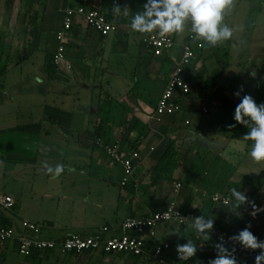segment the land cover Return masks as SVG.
Segmentation results:
<instances>
[{
  "label": "crops",
  "instance_id": "1",
  "mask_svg": "<svg viewBox=\"0 0 264 264\" xmlns=\"http://www.w3.org/2000/svg\"><path fill=\"white\" fill-rule=\"evenodd\" d=\"M146 2L0 0V37L11 40L12 58L13 53L15 58L19 56L15 63L11 61L7 73L30 65L39 72L35 79L40 84V92L36 91L40 93L39 97L34 95L32 99H40L42 103L47 98L46 94L57 97L50 109H43L39 117L20 128H24V134L35 141L37 150L45 148L62 157L46 159L18 151L10 152L9 156L6 155L8 158L0 155V160L24 165L25 174L32 180L31 186L19 194L21 199L8 194L14 198L15 207L9 211L0 209V218L16 225L23 219L41 223L45 226L42 237L58 240L79 231L93 230L97 233L103 226H109V232H114L127 217H144L165 209L175 201L184 212H198L206 222L211 219L213 224L237 236L250 224L249 230L259 241H264V216H249L245 212L247 203L237 210L228 209L235 204L231 197L233 188L243 191L250 201L264 194V182L259 177L262 172L256 169L261 167L255 166L254 162V170L249 171V167L244 170L240 165L224 183L215 181L213 197L221 194L230 196L232 201L229 206L216 203L209 216L204 214L206 204L203 198L207 193L199 185L201 182L196 181L197 172L194 171L198 157L207 162L211 153L222 156L231 149L240 156L241 152L251 150L252 142L245 141L243 137L249 128L242 125L238 137L232 129L221 127L217 120L223 103L227 100L236 104L240 102L233 93L241 85L244 87L241 97L249 94L258 105L264 103V0H233L223 21L233 30L232 38L216 47H210L203 41V48L196 46L197 57L187 67L191 93L178 92L181 111L160 115L156 113L160 97L181 57L182 44L193 33L189 19L185 25L187 31L172 34L176 46L157 55L145 42V35L149 34L135 32L130 27L132 15L143 11ZM80 5L101 10L118 24V31L103 35L82 17H76L73 26L66 29L65 9ZM113 5L119 7L118 15H114ZM126 5L130 8L128 16L123 15ZM242 8L246 9L244 14ZM241 22L243 26L239 25ZM61 46L64 52L56 60ZM116 54L123 58L115 60ZM129 55L134 59L133 68L131 73H122L120 69ZM50 56L53 57V65L48 63ZM220 71L221 78L213 81L215 72ZM227 78L233 82L226 81ZM146 80L161 84L159 99L153 105L146 99L142 100V94L134 90ZM78 87L92 93L90 102L81 99ZM68 99L72 100L73 106L67 105ZM104 100H112V109L109 123L102 125L100 106ZM134 116L147 124L149 131L142 139L133 132L131 141L123 146L125 149H137L141 154L136 160L134 178L123 186L122 166L105 159L96 143L100 140V128L101 136H109L110 142L117 143L125 119ZM219 140L222 142L218 143ZM230 140L236 143H232L233 147H230ZM240 140L245 142L244 146L239 144ZM169 141L175 143L172 152H178L175 165L167 154ZM66 153L71 155L70 159L65 157ZM168 162L174 169L162 168ZM58 164L63 165L64 171L55 176ZM48 167L53 169L52 173L47 171ZM114 174H119L116 182ZM177 183L181 186L177 187ZM193 225L194 222L161 223L157 227V239L169 240L174 252L177 246L183 247L189 241L196 251L202 252L208 247L204 241H211L212 251L220 253L221 248L215 247L217 244L212 235L208 232L200 238ZM15 244L0 242V264H75L81 259V254L63 259L46 252L39 253L38 257L31 254L25 260L17 259L11 255V247ZM154 245L152 240L150 246ZM14 249L15 253L22 255L19 248ZM96 253L99 252L92 254ZM170 257L174 259L173 254ZM143 259L157 264L149 256H143ZM200 260L197 264H210L202 258ZM236 264H255V261L241 260Z\"/></svg>",
  "mask_w": 264,
  "mask_h": 264
},
{
  "label": "built area",
  "instance_id": "2",
  "mask_svg": "<svg viewBox=\"0 0 264 264\" xmlns=\"http://www.w3.org/2000/svg\"><path fill=\"white\" fill-rule=\"evenodd\" d=\"M65 27L69 29L73 26L76 17H82L91 27L97 29L103 35L116 32L119 29L117 23L111 21L106 14L99 9H88L85 6H69L65 9ZM63 34H61L62 36ZM189 36V41L182 44V54L177 62L170 80L168 81L157 105V114H174L181 110L182 105L177 100L178 91L184 94H190L192 87L187 79V67L196 59L197 48H203L201 41ZM145 42L157 55L165 51L172 50L176 46V41L172 35L161 38L157 33L145 35ZM64 47H60L56 60L62 57ZM208 112L207 108H203ZM98 144L101 145L106 154L114 161L124 167V177L122 185L125 186L134 178V162L141 157L139 151L134 149L120 148L117 143H106L100 139ZM181 184L177 183V187ZM213 201L224 206L231 204L230 196L216 194ZM15 200L11 195H0V209L4 211L12 210ZM257 208L261 209L254 218L264 216V199L261 202H255ZM253 211L251 204H247L245 212L249 215ZM252 216V215H249ZM201 215L195 211L184 212L175 201L157 212H151L144 217H127L123 220L114 232H109V226H103L101 230L92 235H81L72 233L63 239H48L42 237L44 225L28 219L21 220L19 225L14 223L4 224L0 218V241L14 242L19 248V252L24 255H31L36 251L51 250L60 254L82 253L84 251L106 252L107 254L133 253L138 256H149L157 264H185L193 257L187 260H181L177 250L173 251V245L169 240L157 239V227L161 223L178 221L180 224L195 223ZM253 217V216H252ZM204 222H206L203 217ZM210 233L214 242L231 254L229 258L235 259L236 262L241 260L255 261L259 254L258 249H245L238 241L232 239L237 236L226 232L220 225L213 224L211 230L198 236L202 238ZM155 241L153 247L150 242ZM174 255V259L170 256ZM225 253H217L214 260ZM195 255V254H194Z\"/></svg>",
  "mask_w": 264,
  "mask_h": 264
},
{
  "label": "rangeland",
  "instance_id": "3",
  "mask_svg": "<svg viewBox=\"0 0 264 264\" xmlns=\"http://www.w3.org/2000/svg\"><path fill=\"white\" fill-rule=\"evenodd\" d=\"M245 11L246 9L242 8V14H244ZM242 19L243 16L241 17V20ZM239 25L243 26V23L241 22ZM187 29L188 27H185V31H187ZM133 49L131 48L132 51ZM20 54H23V51ZM15 57L16 56L13 53V58L11 60L14 63L16 61L15 59H18L19 56H17V58ZM120 57H121L120 55L116 54L114 56V59L118 60ZM133 58H135V56H133ZM125 59L126 62L123 63L122 69L120 70L122 73L129 71H130L129 73H131V70L134 65L133 64L134 59H132L131 55H129ZM27 64H29L28 61ZM29 66L30 65H27L23 68H16L15 70H11L9 73H7L5 77L3 76L0 77V155L4 156L5 158H8L6 155L9 156L10 152L18 151L24 154L27 153L34 156H38L39 158H46V159L60 158L61 155L52 152V150H46L45 148L37 150L38 148L34 144L35 141H32L33 139H31V137H28L26 136V134H24L25 133L24 128H20L26 123L32 122L34 118L39 117L43 109L46 108L50 109L51 106L54 104V101L57 100L56 99L57 97L54 94H50V95L46 94L45 97L47 98L44 99L45 101L42 103H40L41 101L40 99H37V101L32 99L31 96L35 95L39 97L40 95V93L39 94L37 93L40 92V88H38L40 84H38V82L35 79V76L39 74V72H37L36 69L33 70L34 68ZM77 89L78 92L80 91L79 95L83 101L85 102L91 101L90 99L92 95L91 92L90 94L80 87H78ZM121 89L123 90L126 88H121ZM134 90H137L142 94L140 96L142 100L145 101L146 99L149 101L148 103H150V105H153L159 99V95L161 92V84L157 81L146 80L142 82L141 85L136 86ZM74 94L75 95L77 94V90L76 92L74 91ZM31 101L33 103H31ZM67 105L69 107L74 105L71 99H68ZM77 105L78 102L76 103V106ZM78 121L80 123L81 120ZM83 125L85 126V124ZM238 128L239 127H237V129ZM220 142L222 141L219 140L218 143ZM233 142L234 141L232 140L229 141V143H231L230 147H233V145L236 144L235 142L234 143ZM71 143L72 145H74L73 141ZM239 144H242V146H244L245 142H242V140H240ZM97 147L101 149L100 151L102 152L105 159H107L109 162L112 163L114 162L113 164L118 163L114 161L112 158H110L105 153L102 147L100 146ZM68 152H70V150H68ZM249 153L250 151L241 152V155L239 156L238 153L232 152V150L230 149L228 152H225V155L222 156H220L219 153H217L216 155L215 153H211L212 156L209 157L210 159L207 162H204L203 159L200 157L196 159L197 165L194 171L196 170L197 175L195 178H198L196 179V181L198 180L201 182L199 185H201L202 188L207 193V195L203 198L204 203L206 204V209L204 211L205 215L209 216L210 212L212 211V207L216 204L213 201V193L216 187L215 181H217V183L220 184L224 183L231 177V175L234 174L235 170L238 169V166L240 165H241V169L244 168V170L245 169L247 170V167H249V171L254 170L252 165L256 161H253L251 159ZM200 154H203V152L201 151ZM65 155H66L65 157L67 158L69 157L68 159H70L71 155L69 156L67 155V153ZM255 166L261 167L256 169L257 171L260 170L262 172L260 173L259 177L264 182V162H256ZM25 169H26L25 166L22 164L9 162L7 161V159L0 160V194L3 195L13 194L21 199L19 194H22V192L25 189H28L31 186V181H32L29 178V175L25 174L27 173ZM122 169H123V177H124L125 171L123 166ZM118 177L119 174H114V178L116 179L114 180L115 182L118 181ZM189 180L190 179H188V182ZM263 198H264V194L262 195L260 194L259 196L254 197V200L261 202ZM228 209L237 210V208H234V206L233 207L230 206ZM249 221L252 222V220ZM92 231L86 230V231H79L77 233L81 235H92L95 233ZM7 243L10 244L11 242H7ZM15 245L11 247V255L13 257H16L17 259L19 257L24 260L27 259L26 255L24 254L20 255L19 253L17 254L14 252L15 250L14 248L18 249L17 244ZM39 252H46V251L42 250ZM92 253L91 251H84L82 253H67V254H60L58 252H55L54 254L56 256L54 255V257L61 256L64 259L65 257H70L73 256L74 254H81L80 255L81 259L79 260L78 263L75 264H151L152 263L149 259L144 260L143 256L138 258V256L134 255L133 253L105 254V255L101 254L102 251L96 254H92ZM54 261L56 260L54 259ZM69 261L71 260L69 259Z\"/></svg>",
  "mask_w": 264,
  "mask_h": 264
},
{
  "label": "clouds",
  "instance_id": "4",
  "mask_svg": "<svg viewBox=\"0 0 264 264\" xmlns=\"http://www.w3.org/2000/svg\"><path fill=\"white\" fill-rule=\"evenodd\" d=\"M233 4V0H147L143 5V11L134 13L131 17L130 27L133 31L141 34L157 33L161 38L172 34H182L185 31L187 21L191 20V33L196 41H203L210 47L228 41L233 36V30L223 21L226 10ZM114 15L120 10L113 5ZM130 8L126 5L123 15L128 16ZM243 85L233 95L239 98V103L234 110V121L237 124L249 128L243 136L245 141H251L250 157L253 161L264 162V103L257 104L255 99L245 94ZM234 125H230L233 127ZM49 173L53 172L51 167L47 168ZM64 171L63 165H56L54 175L59 176ZM231 197L234 198V208L243 204H251L253 211L249 213L253 217L261 209L257 208L255 201H250L243 191L231 189ZM193 227L198 233L203 234L211 230L213 222L211 219L204 222L203 217L197 218ZM249 224L238 236L232 239L238 241L245 249L257 250L259 254L255 257V264L264 261V241L258 238L249 230ZM216 247H220L217 245ZM223 255L210 261V264H236L235 259L229 258L231 254L225 249H220ZM195 247L191 241L183 247L177 246V252L181 260H187L194 256Z\"/></svg>",
  "mask_w": 264,
  "mask_h": 264
},
{
  "label": "trees",
  "instance_id": "5",
  "mask_svg": "<svg viewBox=\"0 0 264 264\" xmlns=\"http://www.w3.org/2000/svg\"><path fill=\"white\" fill-rule=\"evenodd\" d=\"M186 41H189V37L187 38ZM10 43H11L10 39L5 38L4 36L0 37V77L6 75V73L8 71L9 64L12 61L11 60L12 59V54H11V50L12 49L10 47ZM55 59H56V56H55ZM48 63L53 65V57L52 56L49 57ZM221 76H222V72L221 71L220 72H215V77L212 80L215 81L218 78H221ZM169 80H170V78H169ZM226 81L233 82L231 79H228V78L226 79ZM236 106H237V104L234 103L232 100H227L225 103H223V106L219 109L220 113L218 114V120L217 121L220 123L221 127H223L225 130H231L232 129L235 132L234 135L239 137V134L242 131L241 130L242 125L237 124L234 121V119H233L234 110H235ZM111 109H112V100H104V102L100 106V112L102 113V117H103L102 118V122H103L102 125H105V124L109 123V121L111 119L110 118ZM230 125H234V126L230 127ZM237 127H239V128L237 129ZM148 131H149L148 125L143 123L137 117L134 116L132 118H126L125 119V126H124L123 131H122V133L120 135V139L117 141V144L119 145L120 148H124L123 146L127 142L131 141V134L133 132H137L138 133L137 134L138 139H142L143 137H145L148 134ZM98 133L100 135V139L104 140L106 143H112V142H110L109 136H106V137L105 136H101L102 135L101 134V128L99 129ZM134 142L137 143V141H134ZM136 143H134V145H136ZM174 144L175 143L173 141H169L168 148H167L168 149L167 154L170 155V158H171L170 161H171L172 164L175 163V160H176L177 155H178V152H175V153L172 152V149L174 148ZM96 145L102 147L101 145H99L97 143H96ZM134 150H137V149H134ZM169 163L170 162H168L166 165H163L162 168L165 169V170H168V169L173 167L172 169H174V166L171 167L169 165ZM135 165H136V161L134 162V166ZM193 166L195 167V164ZM14 207H15V204H14ZM14 207H13V209H14ZM3 223L7 224L8 222L3 220ZM204 243L208 247H206V249H204L202 252L199 251V250L196 251L194 257L189 261V263H191V264L192 263H194V264L196 263L197 264V263H199L201 261L200 260L201 258H202V260H205L207 262H210V261L214 260V256L216 254H215L214 250L212 251V249H214V246L212 245L213 243L211 241H209V242L204 241ZM45 251H46V253H55L54 251H51V250H45ZM39 253H41V252L36 251L33 254L38 257ZM102 253L104 255L107 254L106 252H102ZM136 256H138V255H136ZM139 257H141V256H138V258Z\"/></svg>",
  "mask_w": 264,
  "mask_h": 264
}]
</instances>
